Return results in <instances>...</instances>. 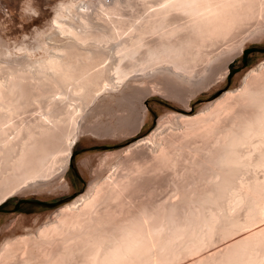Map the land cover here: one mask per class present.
Returning a JSON list of instances; mask_svg holds the SVG:
<instances>
[{"label": "bare ground", "instance_id": "obj_1", "mask_svg": "<svg viewBox=\"0 0 264 264\" xmlns=\"http://www.w3.org/2000/svg\"><path fill=\"white\" fill-rule=\"evenodd\" d=\"M69 1L59 3L56 16L52 20L58 30L51 35L55 41H52L55 43L54 47L51 44L54 52L48 50L50 54L47 53V56L32 60V57L25 55L11 57V51L6 46L4 50H0V205L18 191L45 189L47 184L44 181L65 172L72 149L84 129L81 119L87 112H84L85 108L95 104L97 97L105 95L106 90L108 92L125 83L122 85L123 89L129 85L131 93L135 89V82L156 81L163 90L172 95H179L182 86L185 88L194 85L198 73L206 74L207 70H210L208 64L216 58L212 57V53L215 52L219 57L224 51L227 53L223 59H226V65L222 75L226 77L230 61L234 58L233 49L239 47L238 52L241 54L247 41L264 37V0H113L110 5H105L100 0H88L86 8L82 6V1L78 5H75L74 0ZM136 4L141 8L133 11ZM126 7L132 11L126 10ZM68 15L76 20L75 25L72 24L74 19H71V24L68 20V23L66 22L65 17ZM59 32L68 33L65 41L59 38ZM19 50L28 52V47L19 46ZM263 68L264 61L245 77ZM209 72L213 73L212 70ZM204 80H201L202 84ZM262 87L257 91L253 88H242L240 96L244 98L246 106L241 108L239 104V108L243 111V108L247 110V107L249 111H241L244 115L240 116L238 108L239 112L235 111L239 116L236 115L237 112L229 117L230 119L226 116L228 121L230 120L228 124H221L220 116L222 111L230 115L231 109L225 107L222 110H212L215 103L205 105L200 110V115L198 113L197 117L188 119L191 125L185 138L190 136L196 140L193 141L195 145L192 144L190 148L196 147H185L192 153L197 150V154L205 149L209 151L206 154L207 163H202L201 158L204 155L200 158L201 163L196 161L203 164L200 166L203 170L199 167L196 169L204 172V165H208V178L214 185L210 187V191L205 192L200 201H196L197 207L193 205L195 197L189 198L192 201L187 204L189 209L193 206L192 211L190 209V216H184H195L192 213L196 209V214H200L201 222L197 223L199 227L193 242L197 248L203 245L206 248L210 243L213 245L218 238L224 243L220 249L217 248L220 244L216 245L217 247L213 245L214 248L211 245L209 249L206 248L208 250H205V253L202 252L203 254L193 259L184 256L186 259L181 258L179 263L175 260L174 264H264V85ZM137 89L136 93H141L142 90L137 92ZM198 89L195 88V92ZM145 90L147 91V88ZM239 90H236L237 93ZM125 93L119 96L120 100L131 98L130 93ZM99 106L101 105L98 104ZM179 118L181 120L180 116ZM142 120L143 118L139 121V126ZM86 128L88 129V126L85 125ZM96 130L101 129L98 127ZM149 137L138 142L144 146V143H147L145 140L151 141L152 137ZM185 138L187 145L188 140L186 142ZM198 138L205 144L209 143L210 149L204 145L197 147L200 143L196 144ZM134 144L136 145L132 143L130 147ZM183 147L181 149L187 151ZM165 148L167 149L166 145ZM164 152L169 154L167 150ZM165 153L161 156L166 159ZM196 153L194 151V154ZM157 155L159 157V154ZM187 155L190 156L186 154V157ZM193 155L192 159L195 156ZM179 156L177 160L181 159ZM197 157L199 158L198 155ZM189 159L185 160L192 161ZM171 163L174 164L173 160ZM156 165L159 166L157 163ZM135 166L136 164L133 166L131 178L134 171H140L142 168ZM252 169L262 170L263 175L252 177L253 174H249ZM136 173L138 172H134L133 180L141 176V172L139 177H136ZM128 178V182L132 180L130 175ZM100 182H91L84 193L58 208L35 234L30 232L31 234L5 240L0 250L2 255V252L6 254L3 257L10 259L11 264H74L72 261L81 254L84 258L82 264H159L156 257L159 258L161 252L164 254L167 249L170 251L173 242L174 245L180 244L181 241L177 242L175 238L177 236L174 235L175 241L172 237L174 232H182L174 231L182 226L178 222L177 227L172 222V216L173 221L177 218L174 216L176 207L171 202L168 203L172 204V207L165 202L168 208L163 206L164 213L173 208L174 210L164 214L162 219L154 206L158 205V208L159 203L155 204L152 200L154 205L147 207L146 204L145 207L141 204L143 209L139 206L141 211H138L140 214L137 213L139 216L135 220L117 227L116 222H112L113 213L109 212V208L112 203L118 204L122 200L120 195L128 185L120 184L123 181H119L105 188ZM68 188L69 185L65 184L64 189ZM185 208L188 214V207ZM193 218L188 220L193 222ZM111 223L113 227H117V231L110 232V227L113 228ZM180 240L184 239L181 237ZM15 241L20 245L17 248ZM182 242L180 245L184 250L181 248L183 251L180 249V252L183 256L189 252L190 247L186 246L185 249ZM178 247L180 246H177V249ZM173 255L176 259L177 254ZM180 255L177 258L182 257Z\"/></svg>", "mask_w": 264, "mask_h": 264}, {"label": "rangeland", "instance_id": "obj_2", "mask_svg": "<svg viewBox=\"0 0 264 264\" xmlns=\"http://www.w3.org/2000/svg\"><path fill=\"white\" fill-rule=\"evenodd\" d=\"M61 2L69 3L70 1L69 0H51V1L0 0V42H1L0 50L2 48H3L2 50H4L6 46L7 49L11 51L10 52L11 57L25 55V56H28L29 58L32 57V60H34L35 58L38 59V58L45 57V55L47 56V53L50 54L49 51H51V53L52 51L54 52L55 49L53 47H54L55 41L52 39L53 37L51 38V35L52 34L54 35L58 30L54 26L53 24L54 22L52 20L56 16V12L59 7L58 5ZM80 2L78 0H74L75 5H78ZM133 7H134V4H133ZM138 8H141V6L137 7V4H136L135 9L133 11H138L139 10ZM76 9L78 11L80 10L78 6L76 7ZM127 9L128 8L126 7V10ZM68 16L65 17L66 22L68 20V22H70L71 24L74 18L72 19L70 18V16L69 17ZM73 22H74L72 23L73 25L77 23L75 19L73 20ZM51 24H52V28H51ZM66 34L68 35V33L59 32V38L64 40L65 36H67ZM51 44H53V47ZM19 46L28 47V52L27 51L25 52V50H19ZM238 48L239 47L236 46L233 49V51L235 50V52L232 51V53H234L233 55L234 58L231 59L230 61V64L228 67V74L226 77H223L222 75L224 72L223 70L224 66L226 65L225 64L226 62H224L226 59L225 60L223 59L226 57L225 55H227V53L224 51L222 54H220V57H219V55L214 54L215 53L214 52L212 53V57L213 58L216 57V58L211 60L213 63H211V61L209 62L208 67L210 70H207L206 74L205 72H203L204 75L202 74V72H200L202 75V78H201L200 73H198L197 75L198 76L200 75V76L199 77L197 76L194 79L195 80V82L193 83L194 85H190L187 87L185 86V88L184 86H182V89H180L181 93H178L179 95L176 94L177 95L176 96L173 93L175 97L171 93L163 90L161 86L157 84L156 81H155L156 83L151 82V81L150 82L147 81V83L146 82H140V83L135 82L134 83L135 86H133V88L135 87L134 89L135 92L133 89H131V91L133 90L132 92L134 93L132 92L130 93L129 89L131 87H128L129 86L128 84H127L128 85L127 88L129 91L127 90V88L125 89V87L123 89L122 85H124L125 84L124 83L122 85H119L118 88L116 89H112L110 91L108 90V92H106L107 91L106 90L105 95L107 96L102 94V96L100 95V98L97 97V100H95V104L97 105L91 104L94 108L91 105H89L90 108L89 107L88 109L85 108L86 110L84 112L86 111L88 112L89 109H91L90 111H93V112L89 111L90 114L87 112H86L87 114L86 113L85 115L83 114V117L81 119V121L82 120L83 121L81 122V124L84 125L83 126L84 129H83L82 134L79 137L78 142L72 149V154L70 156V161L68 163L69 165L67 166L65 172L64 171L61 172V174L64 173L62 174L63 176L61 174H57L56 177L52 176L49 180L44 181L45 184L47 185H45L44 187L45 189H42L41 191L37 189H35L37 191H35L34 189L29 190V191H24V192L18 191V193H14V195H12L6 202L0 205V250L2 247V243H4L5 240L15 239L17 237L24 236V235L31 234V233L35 234L36 230L40 226H42L44 222H46L48 219H51L54 212L58 208L72 201L79 194L84 193L88 189V186L91 184V182L98 181V180L101 181L100 182L101 186L103 185L105 188L107 187V185L116 184L119 181H123L120 184L128 185V188L127 186L124 187L125 190L123 189L124 191L120 195L122 200L118 204L115 202L114 204L112 203L111 207L109 208V212L113 213L112 222L114 221L116 222L115 226L120 225V224L121 225L128 224L133 219L135 220V218L139 216L137 215L138 211H141V209H143V207L146 204H147V207H149L150 205H154L152 204V200H153V203L155 204L159 203V207H158L159 209L157 208L158 205H154V206L156 207L158 212H160L159 216L161 219L163 218L164 214H167V212L174 210L173 208L171 210L166 211V209L168 208L167 205L171 206L173 204V206L176 207L174 210L176 214L174 216L177 218V220L175 218L176 221H173L174 217L172 215L174 213H172L171 215L172 222H174L176 226H177V223L179 222L178 224L179 225L181 224L180 226L182 227L179 228L178 227L179 225H178L177 230L175 229V226L173 227L175 229L174 231H177V232L182 231V232H179V234H176V232H174L172 237L174 238V235L177 236L175 237L177 242L184 241L182 242L183 247L185 246V249H186V246H187V247H190V249L187 254L182 256L183 253L180 252L183 249L181 247L182 245H180L181 242H179L180 244L178 243L179 245H177V243L175 244L177 246H180L178 247L179 249H177V246L174 245L175 242H173L172 245L175 248H173V246H170V247H172V249H175L174 251L172 249L170 251L167 249V251L164 254H162L163 252H161L159 256L157 255L159 258L156 257V259H157V262H159V264H172V263L174 264L175 260H177L179 263L185 257L186 258L190 257L189 259L191 258L193 259L197 257L198 255H201L202 252L205 253L213 245L219 246L218 244H220L219 247L217 246L216 247L219 249L222 248L221 244L224 243V241L219 238L218 240L215 238L216 240L213 242V245L212 243L207 244L209 246L205 245L208 247V249H206L207 247L204 248V245L202 247L197 248L193 242L195 240V237L197 234L196 232L199 227L197 223L200 224L201 222L200 214H196L198 210L196 209L195 211L193 208L194 211L192 214L195 215L193 216L194 218L193 217L188 218L187 216H184V215H189V213L191 214V211H192L191 208L193 206L190 208L191 209L190 211L188 201H192L190 199L191 198L193 199L194 197L196 198L198 195V198L196 199L194 198L193 200L195 201L193 205L197 207L196 206L197 202L200 201L202 197L205 195V192L207 193V191H210V189L212 188L211 186L214 185L210 182V179L208 178L210 176L209 174L210 170L207 169L209 168L208 165H204V172L202 171L203 173L200 172V170H203V167L202 168L200 167L203 165V164L202 165L200 164L202 161L201 159H203V161L205 160L204 162L202 161V163H207L206 161L208 160V157L206 154H208L209 151L205 149L203 150L204 152L199 151L197 154L196 153L197 150H194L195 153L199 156L198 158L197 155L194 154V151L192 153L187 149V147L189 149H192V148L195 149L196 146L194 147L192 146V148L190 147L192 144L195 145L193 141L196 142V140H194L190 136L188 137V139L186 138L188 136L187 133L190 130L189 125H191V122L188 119H191V117L192 118L197 117L196 115H198V113L200 115V110L205 105L215 103V105H212L215 107V108L212 107V110L213 109L222 110L225 107L230 108L232 111L230 115H227L225 111H222L221 116H220L222 117L221 124H225L227 122L229 123L230 121V120L228 121V119H230L229 117H231L233 114H235V112L238 111L239 104H241L240 105L241 108L242 106L244 108L246 106L243 101L244 98L240 96L241 95L240 91H242V88L243 87H248L251 89L253 88V90L255 91L263 88L262 86L264 85V82H263L264 80H262V78H264V68L263 70L262 69L256 70L257 72L251 73L250 76L247 78L245 76L248 75L249 72L253 68H258L259 65L264 61V37L261 38L260 40L247 41L244 51L241 54L238 52L239 50ZM17 49L19 50V52L20 51L21 52L19 53ZM29 50H31L32 53ZM222 56L224 57L222 58ZM203 65L205 66V64H202V66ZM221 68H222V71H221ZM211 70L213 71V73L209 72ZM212 74H213V77H212ZM207 75L208 76L210 75L212 78L208 77ZM200 79L201 80L205 79L203 84H202L203 81H201ZM243 80H245L246 83ZM151 83L152 84L154 83V84L152 85ZM196 84L199 87V89L196 86ZM157 85L158 87L156 89ZM136 86L137 88L138 87L140 88V86L141 88L142 87L144 88L143 90L141 88L137 89ZM145 87L147 88V91L145 90L146 89ZM160 88L163 91L160 90ZM195 88L198 89L196 90V92H195ZM239 88L241 90H239ZM136 89H137V92L140 90H142L143 92L145 91V92L143 93L141 91L142 93L141 95L140 92L136 93ZM236 90H239V92L237 93ZM124 91L127 93V95L130 93L129 97L131 98H127L126 100H120L119 96H121L122 93H125ZM231 92H233V94ZM139 95L142 97L140 98ZM236 96L238 97V99H236L237 98ZM101 97L103 98L101 99ZM98 99H101V101ZM237 102L238 104H236ZM98 104L101 106L98 107ZM235 105L238 107H236ZM92 108L96 110L94 111L92 110ZM241 108H239L240 116L244 115V114H241V111H242ZM244 108L242 112L249 111L247 107H246L247 110H245ZM238 112L236 115H238ZM86 115H88L89 117ZM182 115L184 117H182ZM85 116H86V119H85ZM179 116L181 117V120ZM185 116L190 117V118H186ZM226 116L228 117V119ZM176 117H178L179 119ZM141 118H143L142 120L143 122L142 124H140L141 126H139L138 123H141L139 122L141 121ZM222 121L224 123H222ZM185 123H187L189 128L186 127L187 125ZM85 125L88 126V129L87 128L85 129ZM98 127H99V130L101 129L100 131L96 130L98 129ZM93 128L94 129L96 128V129L94 130ZM182 134L184 135V137H182ZM178 135L181 137H179ZM148 136H150L149 138L152 137L151 141L150 139L145 140L147 143H144V146L142 145L143 146L142 147L141 143L138 141L141 139H146V137ZM170 137L172 138V140L170 139ZM184 138L186 139V142L188 140V143L189 142L191 143L190 144L187 143L186 145ZM168 141H171V142L168 143ZM132 143H136V145L134 144L133 146H131L132 147L131 148L130 145H132ZM170 143L172 145L171 147L173 148V145H175L173 149L174 150L177 149L178 151L177 150L174 151L170 147ZM174 143H177L178 145ZM180 143L183 144L184 147L183 146L182 147L184 149H187V151L181 149L182 147L180 146ZM196 144H198L197 147L204 145L205 148H207L208 146L210 149L209 143L205 144L201 138H198ZM137 145H139V147H137ZM165 145L167 146V149L165 148ZM178 146L180 147L179 149L181 150L178 149ZM159 148L160 150H158ZM156 150H157V153H155ZM164 150H167L168 151L167 153L169 154H166L165 153L166 151L164 152ZM172 151H174L175 153ZM183 151H185L186 153ZM170 152L174 154V156L170 154ZM153 153L155 154V156ZM163 153H165L164 156L167 155L166 159L163 156H161L163 155ZM157 154H159V157ZM186 154H190V156L188 157L187 155L188 157L187 158ZM175 155L177 157H175ZM183 155L185 157H183ZM192 155L194 156V159L191 158ZM203 155L204 157L201 158ZM156 156H157V159H156ZM168 156L172 159H170ZM178 156L181 159L177 160ZM161 157H163V159H161V162H160ZM189 158L192 159V161L185 160ZM152 159L156 160L157 162L153 161ZM172 160L174 164L171 163ZM193 160L195 161L194 163H193ZM196 161H200V163ZM156 163L159 166H157ZM164 163L166 165L168 164L170 165L166 166ZM135 164H136L135 167H137V165L139 168L142 167L139 169L140 171H134V172H138L136 173V177L137 175L139 177L141 174V176L138 178L139 180L136 177H135L136 179L133 180L135 176L134 172L132 174V176L133 175L134 176L131 178L132 169L134 168L133 166ZM162 165H165V166L163 167ZM155 166L157 167V169H159V171L156 169ZM197 167L201 169L197 170L196 169ZM195 170L199 172L197 173ZM258 171L257 169H252V172H250L249 174L252 173L253 174L252 177L256 175L258 177H261L263 175L262 173L263 171L259 169ZM139 172L141 173L139 174ZM205 172H207L208 175ZM202 174L204 175L205 179L202 178L203 177ZM129 175H130V180L132 179L133 182L132 180L129 181L130 183L128 182ZM198 176L199 177L202 176V177L199 178ZM206 178L208 180H206ZM203 179L205 182L203 181ZM206 181H208L207 182L208 184L206 183ZM131 182L133 185L131 184ZM65 184L69 185L68 189H64ZM152 195H155V196L152 197ZM148 199L149 201H147ZM156 199L157 201H155ZM165 202L166 203L171 202L172 204L168 203L166 205ZM141 204H144V206H140ZM177 205L179 208L177 207ZM139 206L141 208L140 210H139ZM160 206L162 208H160ZM163 206H167V208L165 209L166 211L165 213H164ZM185 207H188V214L186 212L187 210H185L187 208ZM161 209H163V211H161ZM176 210H178V212ZM179 210H181L180 213H179ZM182 211H185V212L182 213ZM138 214H140V212ZM135 215L137 216L134 217ZM197 216L198 218H196ZM187 218L191 220L193 218L194 221L191 222ZM196 220L197 222H195ZM188 221H190V223H188ZM112 224L113 223H111V226ZM117 227H113V228L110 227V230H111L110 232H112V230L115 231L116 230L115 228ZM190 228L193 229L192 232L190 231L191 230ZM181 233L183 234V236H179L181 235ZM178 237L180 238L178 239ZM181 237L184 240H180ZM175 238L173 241H175ZM12 242L14 244V241ZM19 246L20 245L17 244L15 248ZM170 247L168 248L170 249ZM2 253L4 256H6L4 252ZM174 253L177 254L175 255L176 259H174V255H173ZM0 254H1V251H0ZM3 255L1 254L0 256L4 259L6 258V260L1 258L0 263L3 264L4 262V264H7V263L11 264V260L10 259L8 260L7 257H3ZM179 255L182 257L177 258V256ZM160 256L162 258H160ZM169 257L173 258L174 260H172ZM165 258H167V260ZM83 259L84 258L82 254L78 255L77 258H75L72 261V263L82 264ZM158 259H162L163 262L162 260L158 261ZM166 261H169V262H166Z\"/></svg>", "mask_w": 264, "mask_h": 264}, {"label": "built area", "instance_id": "obj_3", "mask_svg": "<svg viewBox=\"0 0 264 264\" xmlns=\"http://www.w3.org/2000/svg\"><path fill=\"white\" fill-rule=\"evenodd\" d=\"M46 1H51V0H46ZM79 2L80 1H82V6H84L85 8H86V6L88 5V0H78ZM100 1H102L103 2V4H105V5H110L112 2H113V0H100ZM7 11V10H6Z\"/></svg>", "mask_w": 264, "mask_h": 264}, {"label": "trees", "instance_id": "obj_4", "mask_svg": "<svg viewBox=\"0 0 264 264\" xmlns=\"http://www.w3.org/2000/svg\"><path fill=\"white\" fill-rule=\"evenodd\" d=\"M73 159V158H72Z\"/></svg>", "mask_w": 264, "mask_h": 264}]
</instances>
